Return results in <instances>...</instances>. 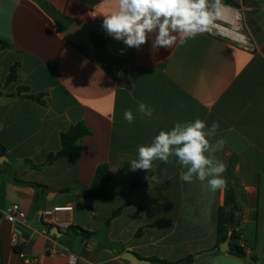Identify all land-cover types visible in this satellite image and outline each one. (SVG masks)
Here are the masks:
<instances>
[{"label":"crops","instance_id":"obj_1","mask_svg":"<svg viewBox=\"0 0 264 264\" xmlns=\"http://www.w3.org/2000/svg\"><path fill=\"white\" fill-rule=\"evenodd\" d=\"M242 12L245 31L255 49L244 48L208 32L153 51L152 38L139 49L107 35L104 15L115 0H0V212L19 204L26 217L16 223L0 215V264H130L131 252L144 260L191 264H252L217 247L218 213L228 190L239 210L238 232L247 256L264 264V0H221ZM51 6L66 24L44 7ZM80 24L91 38L107 37L106 69L94 50L70 43L66 30ZM67 26L66 30L62 27ZM124 46L114 51L110 44ZM17 79L8 82L12 68ZM26 87L28 91L20 89ZM43 96L45 104L27 98ZM154 108L151 117L138 103ZM132 110L134 122L124 119ZM201 119L212 138L225 141L216 153L226 170L223 188L180 179L185 171L171 157L153 161L150 171H131L140 145L178 122ZM90 134L80 143L81 157L42 165L61 149V134L78 122ZM107 164L116 174L115 190L145 182L103 203L86 197L97 168ZM72 205L68 227L53 233L41 212ZM120 213L113 217V214ZM92 232L85 237L71 230ZM15 230L22 244L12 242ZM152 264V263H151Z\"/></svg>","mask_w":264,"mask_h":264},{"label":"clouds","instance_id":"obj_2","mask_svg":"<svg viewBox=\"0 0 264 264\" xmlns=\"http://www.w3.org/2000/svg\"><path fill=\"white\" fill-rule=\"evenodd\" d=\"M115 4V11L104 15L102 22L107 35L136 49L151 37L154 52L160 48L171 49L177 43L211 31L222 9L221 0H115ZM137 110L147 117L154 112V108L143 102L138 103ZM123 116L129 124L134 122L132 110H125ZM219 127L218 122L208 127L197 118L178 122L168 131L161 130L150 144L138 146L137 158L128 161L130 169L150 171L153 161L167 164L175 157L185 169L180 174L182 181L206 182L211 191L221 189L226 184L223 177L226 166L216 153L223 149L225 141L212 140Z\"/></svg>","mask_w":264,"mask_h":264},{"label":"trees","instance_id":"obj_3","mask_svg":"<svg viewBox=\"0 0 264 264\" xmlns=\"http://www.w3.org/2000/svg\"><path fill=\"white\" fill-rule=\"evenodd\" d=\"M227 5H230L233 7V4L231 2L227 1ZM45 9L48 11L51 9V6L47 3H44ZM63 30L67 29V26L62 27ZM107 37H97L94 39L95 43V49L94 54L96 57H98L99 62L106 68H110L105 63L104 59V53L106 51L107 46ZM11 45L9 42H7L4 38L1 39L0 42V53L2 50L10 48ZM17 79V73H16V67L12 68V71L10 75L8 76L7 81L13 82ZM21 91H28L26 87H23L20 89ZM27 98H30L32 100L37 101L40 104H45V101L43 99V96H35V95H28ZM90 131L84 124V122L80 121L73 126H71L67 131L63 132L61 134V149L56 152L52 153L47 157V160L42 165H32L34 168H40L45 165H51L55 161H57L60 158L65 157H81L82 153L85 149V147L80 143V140L86 136L89 135ZM4 147L0 143V153L4 152ZM116 182V174L110 170L109 166L107 164L100 165L95 173L94 180L89 187V191L86 194V197L93 198L97 201L107 203L112 201L115 197H117L120 194H123L126 191H134L142 188L145 186V182H133L128 185L123 186L119 190H115L113 188V184ZM120 213V210H117L113 217H116ZM239 210L236 203L234 192L231 190H228L225 205L220 208L218 213V223H217V247H219L220 244L224 243L229 233H231L230 236V246L231 250L230 253L235 255L236 257H239L243 260L247 259V253L244 249V247L241 245V237L238 232V227L240 225V218H239ZM71 230H76L78 234L90 237L93 235L92 232L86 231L79 227H71ZM216 247V248H217ZM215 248V249H216ZM195 260L194 256H187L185 258H182L177 261H169L166 259H159V258H151L150 261L152 264H191Z\"/></svg>","mask_w":264,"mask_h":264},{"label":"built area","instance_id":"obj_4","mask_svg":"<svg viewBox=\"0 0 264 264\" xmlns=\"http://www.w3.org/2000/svg\"><path fill=\"white\" fill-rule=\"evenodd\" d=\"M208 34L237 44L245 50L255 49L252 38L245 31L242 12L228 5H222L221 15L214 20L212 29ZM72 212V205H58L42 211L41 217L49 227L65 228L69 226ZM0 213L11 223H16L26 217L19 204H13ZM12 242L15 247L22 244L19 230L14 231ZM68 264H77V256L75 254L69 255Z\"/></svg>","mask_w":264,"mask_h":264},{"label":"water","instance_id":"obj_5","mask_svg":"<svg viewBox=\"0 0 264 264\" xmlns=\"http://www.w3.org/2000/svg\"><path fill=\"white\" fill-rule=\"evenodd\" d=\"M49 13L51 15H54L56 20L60 22L61 24H66L67 20H65L60 14L55 13L53 9H50ZM65 37L70 43L74 45H77L83 48H89L92 50L95 49V43L93 39L91 38L88 29L80 24H74L70 26L65 32ZM110 46L116 52L122 51V49L124 48V46H120L115 43H111ZM53 233H56V234L59 233V229L55 227L53 229ZM230 236H231V233H229L227 240L224 243L220 244L219 247H217L215 250H220L222 252L230 251L231 250ZM123 258L129 261L130 264H151L152 263L150 260L141 259L137 255L131 252H126L123 255ZM247 261L252 264H260L259 262H256L253 258H251L250 256L247 257Z\"/></svg>","mask_w":264,"mask_h":264}]
</instances>
